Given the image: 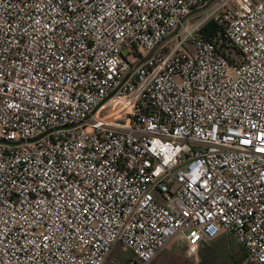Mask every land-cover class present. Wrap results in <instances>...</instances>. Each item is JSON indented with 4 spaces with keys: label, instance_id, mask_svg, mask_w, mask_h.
Returning a JSON list of instances; mask_svg holds the SVG:
<instances>
[{
    "label": "built area",
    "instance_id": "2783aa9c",
    "mask_svg": "<svg viewBox=\"0 0 264 264\" xmlns=\"http://www.w3.org/2000/svg\"><path fill=\"white\" fill-rule=\"evenodd\" d=\"M219 234L264 264V0H0V264Z\"/></svg>",
    "mask_w": 264,
    "mask_h": 264
},
{
    "label": "rangeland",
    "instance_id": "374dc122",
    "mask_svg": "<svg viewBox=\"0 0 264 264\" xmlns=\"http://www.w3.org/2000/svg\"><path fill=\"white\" fill-rule=\"evenodd\" d=\"M175 243L179 244L177 241ZM181 247L184 248L179 246V248ZM161 253L148 264H170V245L165 252ZM111 256L116 258L119 264H126L132 254L116 243L111 251ZM189 261L195 262L191 264H251L242 247L233 239L224 237L222 234L216 236L212 241L203 242L198 250L197 260L190 259Z\"/></svg>",
    "mask_w": 264,
    "mask_h": 264
},
{
    "label": "crops",
    "instance_id": "0c3cea01",
    "mask_svg": "<svg viewBox=\"0 0 264 264\" xmlns=\"http://www.w3.org/2000/svg\"><path fill=\"white\" fill-rule=\"evenodd\" d=\"M224 237H226V235L225 234H222ZM214 239V238H213ZM212 239V240H213ZM212 240H210V241H212ZM175 241H177L179 244L177 245L176 243H175ZM203 242H208V241H203ZM202 242V243H203ZM201 243V244H202ZM170 245V264H191V263H195V262H191V261H189L190 259L192 260H197V254H198V252L197 253H195L194 255H192V256H187L186 257V255L184 254V252L182 251L183 249H182V247L181 248H179V246H183L184 247V244H183V241L179 238V237H173L172 239H170L169 241H168V243L162 248V250L160 251V252H158V254L153 258V259H155L162 251L163 252H165L166 251V249H167V247ZM113 249V248H112ZM112 251V250H111ZM162 254V253H161ZM110 255H111V253H110ZM185 255V256H184ZM188 258H190V259H188ZM152 259V260H153ZM128 260V259H127ZM151 260V261H152ZM150 261V262H151ZM149 262V263H150Z\"/></svg>",
    "mask_w": 264,
    "mask_h": 264
},
{
    "label": "trees",
    "instance_id": "16d2710c",
    "mask_svg": "<svg viewBox=\"0 0 264 264\" xmlns=\"http://www.w3.org/2000/svg\"><path fill=\"white\" fill-rule=\"evenodd\" d=\"M220 29V26L213 21H207L200 29V33L206 37L211 36Z\"/></svg>",
    "mask_w": 264,
    "mask_h": 264
}]
</instances>
